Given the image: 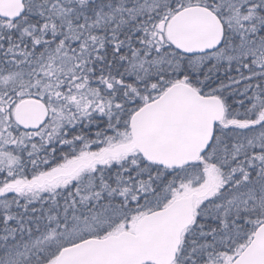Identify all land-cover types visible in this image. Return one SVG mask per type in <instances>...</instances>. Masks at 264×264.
<instances>
[{"label": "snow or ice", "instance_id": "snow-or-ice-1", "mask_svg": "<svg viewBox=\"0 0 264 264\" xmlns=\"http://www.w3.org/2000/svg\"><path fill=\"white\" fill-rule=\"evenodd\" d=\"M0 264H264V0H0Z\"/></svg>", "mask_w": 264, "mask_h": 264}]
</instances>
